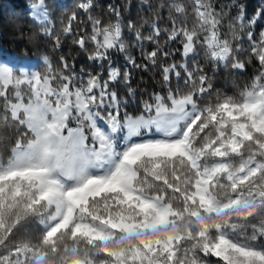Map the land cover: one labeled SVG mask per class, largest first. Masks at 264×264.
I'll return each instance as SVG.
<instances>
[{"label":"snow or ice","instance_id":"6c2138e0","mask_svg":"<svg viewBox=\"0 0 264 264\" xmlns=\"http://www.w3.org/2000/svg\"><path fill=\"white\" fill-rule=\"evenodd\" d=\"M141 4L137 22L128 4L95 14L79 0L59 28L48 0L30 4L52 53L70 38L106 78L71 53L42 69L0 59V264H264V4L251 16L244 0ZM115 53L158 70L162 91L137 114L114 90L136 93ZM253 61L235 93L214 87L216 69Z\"/></svg>","mask_w":264,"mask_h":264},{"label":"trees","instance_id":"16d2710c","mask_svg":"<svg viewBox=\"0 0 264 264\" xmlns=\"http://www.w3.org/2000/svg\"><path fill=\"white\" fill-rule=\"evenodd\" d=\"M32 2L34 0H0V49L16 57L28 59H41L43 55H53L55 58L60 54L67 55L71 53L76 58L75 66L78 72L80 69H83L85 74L88 72H99L106 78L108 64L105 62L103 67H101L99 63L89 61L87 58L88 54L80 51L78 47L73 45L70 38L66 39L62 53L51 52V41L47 37L39 35L37 27L28 16ZM48 2L50 10L54 9V23L59 28V18L61 15H66L75 10L79 0H48ZM151 2L156 3L157 0H151ZM244 2L247 5L249 16L253 15L255 10L264 4V0H244ZM108 3H113L121 8L125 4H128V9L124 15L127 19L133 21L139 22L141 17L150 15V12L146 11L145 7L141 4V0H97L98 7L95 14H104L107 11ZM262 25L263 22L257 25V31H259ZM30 33H36L34 39H29ZM145 34L147 35V31H145ZM126 38L130 45L129 51L137 58L138 62H142L141 49L136 44L135 37L131 34H126ZM151 47L152 45L145 44L146 49H150ZM175 59L179 60L180 57L177 55ZM113 65L121 69L128 68L133 72L131 86L136 89L134 96L129 97L127 95V89L122 83L114 86V90L119 93L121 98L127 100L126 108L128 112L137 114L142 100L148 99L153 91H162L158 70L151 69L144 72L132 69L125 60L123 53H115L113 55ZM42 67L43 64L36 67V69H42ZM257 68L258 65L255 61L248 65L244 71H233L231 68H218L214 73V87L222 92L233 94L237 91V86L242 87L250 80ZM208 70L212 74L213 70L211 66H209ZM211 259L214 264L216 258Z\"/></svg>","mask_w":264,"mask_h":264},{"label":"rangeland","instance_id":"374dc122","mask_svg":"<svg viewBox=\"0 0 264 264\" xmlns=\"http://www.w3.org/2000/svg\"><path fill=\"white\" fill-rule=\"evenodd\" d=\"M263 22V25H264V21ZM9 58H16V59H19L21 61H25L35 67H38L42 64V59H34V58H31V59H28V58H19V57H16L14 55H11L9 52H6L2 49H0V59H9Z\"/></svg>","mask_w":264,"mask_h":264}]
</instances>
